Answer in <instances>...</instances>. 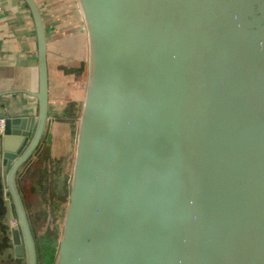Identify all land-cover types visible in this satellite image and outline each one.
Listing matches in <instances>:
<instances>
[{"label":"water","instance_id":"95a60500","mask_svg":"<svg viewBox=\"0 0 264 264\" xmlns=\"http://www.w3.org/2000/svg\"><path fill=\"white\" fill-rule=\"evenodd\" d=\"M34 116L0 133L12 254L42 264L19 171L46 140L35 0ZM87 78L53 264H264V0H77ZM34 156V157H33Z\"/></svg>","mask_w":264,"mask_h":264},{"label":"crops","instance_id":"0c3cea01","mask_svg":"<svg viewBox=\"0 0 264 264\" xmlns=\"http://www.w3.org/2000/svg\"><path fill=\"white\" fill-rule=\"evenodd\" d=\"M35 1L47 40L50 119L46 140L39 149H46L44 162L48 171L63 176L67 172L64 167L70 164L72 167L74 161L87 78V38L77 0ZM37 88L36 37L31 15L20 0H0V119L34 116L37 100L32 94ZM67 180V177L62 179L65 183ZM3 181L0 156V256L8 258L12 254L8 229L10 208ZM22 185L23 180L19 179L27 210ZM14 260L23 264V260Z\"/></svg>","mask_w":264,"mask_h":264},{"label":"rangeland","instance_id":"374dc122","mask_svg":"<svg viewBox=\"0 0 264 264\" xmlns=\"http://www.w3.org/2000/svg\"><path fill=\"white\" fill-rule=\"evenodd\" d=\"M44 156H46V149H43L38 160L28 162L25 167L29 166L19 176V179L23 180V196L27 204V214L39 253H41L42 248H45L43 242L45 239L50 238L54 242L56 237L58 243L61 236L72 168L70 164L64 167L67 172L63 176H61L62 174L53 175V170L48 171L47 166L45 167ZM63 177H67L66 183L62 181ZM62 199L64 200L63 203L60 202ZM43 237L44 240H42ZM0 264L18 263L11 254L8 258L1 255Z\"/></svg>","mask_w":264,"mask_h":264},{"label":"trees","instance_id":"16d2710c","mask_svg":"<svg viewBox=\"0 0 264 264\" xmlns=\"http://www.w3.org/2000/svg\"><path fill=\"white\" fill-rule=\"evenodd\" d=\"M63 199L60 200V202L63 203ZM42 240H44V237L42 238ZM44 242V245H45V248L43 249L44 252L42 254V249H41V246H40V249H41V253H39V257L41 259V263L42 264H53L54 263V260H55V257H56V253H57V248H58V243H57V239L55 237V241H51L50 238H47L45 239ZM43 247V246H42Z\"/></svg>","mask_w":264,"mask_h":264},{"label":"built area","instance_id":"2783aa9c","mask_svg":"<svg viewBox=\"0 0 264 264\" xmlns=\"http://www.w3.org/2000/svg\"><path fill=\"white\" fill-rule=\"evenodd\" d=\"M3 124H4V119H0V133H2ZM32 162H34V161H32ZM5 200H6L7 204L9 205V208H10V214H9V220H8V229H9V233H10V231L12 229H16L18 227V222H17V219L12 214L11 204H10L8 197H5ZM11 248H12V246H11ZM13 258H14V256H13ZM21 260H23V259H21Z\"/></svg>","mask_w":264,"mask_h":264},{"label":"flooded vegetation","instance_id":"af4514ba","mask_svg":"<svg viewBox=\"0 0 264 264\" xmlns=\"http://www.w3.org/2000/svg\"><path fill=\"white\" fill-rule=\"evenodd\" d=\"M42 151H43V149H39V148L37 149L36 153L34 154V156L36 157V160L39 159L40 155L42 154ZM34 156H33V157H34ZM36 160H35V161H36ZM31 161H32V160L30 159L28 162H31ZM35 161H34V162H35ZM26 165H27V164H26ZM26 165H24V167H25ZM28 166H29V165H28ZM28 166H27V167H28ZM24 167H22V168L20 169V171H19V176H20V174L22 173L23 170H26V169H27V167H25V169H24ZM21 175H22V174H21Z\"/></svg>","mask_w":264,"mask_h":264}]
</instances>
